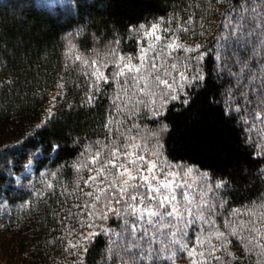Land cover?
Here are the masks:
<instances>
[{"label":"snow or ice","instance_id":"snow-or-ice-1","mask_svg":"<svg viewBox=\"0 0 264 264\" xmlns=\"http://www.w3.org/2000/svg\"><path fill=\"white\" fill-rule=\"evenodd\" d=\"M162 2L163 12L152 13L136 24L120 29L113 22L109 31L96 30L93 43L112 47L103 61L83 60L86 66L92 65L88 73L91 83L82 89L78 104L67 101V82L59 85L68 111L77 106L91 111L105 102L106 113L98 131L87 137L53 136L45 143L36 134L54 125L60 114L59 108H49L33 126V133L0 148L13 158L10 165L0 167V205L7 201L9 206L17 202L21 207L30 206L33 200L46 197L58 206L61 225L65 215L84 217L79 222V242L72 245L80 257L75 264H87L89 249L98 240V264H176L179 260L221 264L217 251L225 258L232 256V264H236L231 248L244 250L255 245V239L249 242L242 233L252 235L256 222L249 218L247 226L240 222L233 226L228 217L236 215L235 210L229 211L230 206L246 186L260 187L242 203L264 206V146L258 151L251 138L254 121L264 123V0ZM7 3L22 13L34 7L48 14L70 10L83 24L85 15L92 18L97 4L107 7L110 0ZM220 3L227 8L219 13L220 23L214 24L208 13L216 15ZM5 5L0 0V7ZM177 14L184 25L179 32ZM196 18H203L199 41L184 42L183 34L194 30ZM89 27L92 25H84L76 35L91 37L86 31ZM212 27L217 29L215 36ZM130 35L135 48L125 51L122 42ZM208 61L219 85V99L213 95L210 102L239 127L245 146L252 147L255 167L245 164L239 170L216 172L178 157L168 148V111L177 105L187 108L207 86ZM61 151L65 157L53 159ZM40 156L43 159H37ZM32 168L55 181L32 183L24 175ZM192 174L199 178L195 183L187 179ZM62 175L67 183L60 179ZM69 196L77 201L76 213L65 207Z\"/></svg>","mask_w":264,"mask_h":264},{"label":"trees","instance_id":"trees-1","mask_svg":"<svg viewBox=\"0 0 264 264\" xmlns=\"http://www.w3.org/2000/svg\"><path fill=\"white\" fill-rule=\"evenodd\" d=\"M5 2L6 5L0 7V148L15 144L33 133V126L40 123L49 108L53 111L59 108L60 114L54 125L50 124L36 134L37 139L45 143L53 136L61 139L75 135L87 137L98 131L99 122L106 113L105 102L101 101L100 106L91 111L78 106L68 111L59 85L66 81L67 101L78 104L83 95L82 89L91 83L88 75L91 64L86 66L82 61L105 60L112 47L110 43L102 47L93 43L96 30L102 33L109 31L113 28V22L124 29L130 23L136 24L144 17L150 18V14L164 10L162 0H110L107 7L97 4L92 10V18L85 15L82 24L80 16L70 10L57 9L48 14L34 7L30 12L22 13L19 9L14 10L7 0ZM64 2L73 3L74 0ZM226 8V3H220L216 15L208 13L210 20L219 24L222 20L219 13ZM201 23L203 18H196L194 30L185 32L183 36L189 34L190 40L198 42ZM176 24L178 28L184 27L179 22V14ZM84 25H92L86 29L93 34L91 37L76 35L84 29ZM204 27H209V24L205 23ZM189 28L192 26L189 25ZM216 31L212 27L213 36ZM122 47L125 51L135 48L131 35L123 40ZM77 56L82 59L77 60ZM207 63V86L195 94L187 108L177 105L168 111V148L174 155L216 172L227 173L234 168L239 170V166L245 164L255 167L256 162L251 160L252 147L245 146L239 127L224 118L219 106L210 102L213 95L219 99V85L211 75V62ZM257 121L259 124L255 125H264L259 119L254 122ZM251 138L259 151L264 146L261 133L253 128ZM65 155L61 151L53 159L59 161ZM12 160L8 153L0 152V167L10 165ZM47 163L51 165L52 161ZM44 171L41 169V172ZM60 179L67 183L63 175ZM42 180L55 181V178L42 177L36 172V179L32 183L39 185ZM56 187L59 189V185ZM259 187L246 186L236 194L229 209L230 212L235 210L236 215H230L228 219L233 226L237 222L247 226L249 218L256 222L251 229L252 235H242L249 242L255 239V245L261 244L264 249V239L257 240L259 235L264 237V206L253 207L242 203ZM76 203L69 196L65 207H70L76 213ZM73 218L65 215L61 225L58 206L46 197L33 200L30 206L25 204L23 207L19 202L9 206L5 201V209L0 213V264H73L71 249L67 245L71 233L66 226L73 222ZM99 243L98 240L96 246L89 249L87 264H98ZM231 251L236 253V264H264V250H240L238 246H233ZM215 255L221 256V264L225 259L227 264H232V256L225 258V254L219 251Z\"/></svg>","mask_w":264,"mask_h":264},{"label":"rangeland","instance_id":"rangeland-1","mask_svg":"<svg viewBox=\"0 0 264 264\" xmlns=\"http://www.w3.org/2000/svg\"><path fill=\"white\" fill-rule=\"evenodd\" d=\"M181 28H176L177 32L180 31ZM184 42H188L191 43L193 40H190V36L188 35H184ZM197 42V40H196ZM103 61V60H101ZM82 63L84 64V62L82 61ZM90 71H92V65L89 66ZM255 124H259V122H254ZM254 129L258 130L261 133V137H262V142L264 143V125H255ZM253 130V129H252ZM43 156L37 157V159H40ZM24 175L29 177V180L32 182L36 179V171L35 168L29 169L28 171H26L24 173ZM187 179H189L191 182L195 183L198 181V177L195 174L190 175L189 177H187ZM83 203V201H82ZM5 209V203L3 205H0V213ZM84 219V217L82 215H80L79 213L75 216V218L72 219L73 222H69L66 224L67 226V230L71 233L70 235H68V243L67 245L69 246V248L71 249V253H72V257L74 259V263L80 259L79 256L76 255L77 249L72 247L73 244H77L79 242V237L77 235V233L81 230L80 229V224L79 222L82 221ZM85 232L89 231V229L85 228L84 229ZM257 232V230H256ZM261 235H259V237H257L258 241H261ZM262 245L261 244H256L254 245L253 249L254 250H259V251H263L264 249L261 248ZM260 248V249H259ZM176 264H185V261L181 262V263H176Z\"/></svg>","mask_w":264,"mask_h":264}]
</instances>
